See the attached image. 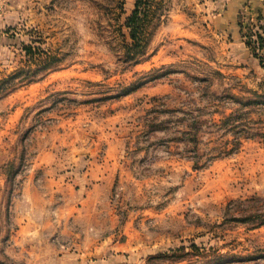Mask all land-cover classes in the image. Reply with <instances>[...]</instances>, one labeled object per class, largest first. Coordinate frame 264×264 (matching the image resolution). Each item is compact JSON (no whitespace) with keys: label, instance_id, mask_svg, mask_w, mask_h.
<instances>
[{"label":"rangeland","instance_id":"obj_1","mask_svg":"<svg viewBox=\"0 0 264 264\" xmlns=\"http://www.w3.org/2000/svg\"><path fill=\"white\" fill-rule=\"evenodd\" d=\"M24 1L0 32V264H264L259 59L204 0H143L135 41L137 0Z\"/></svg>","mask_w":264,"mask_h":264},{"label":"crops","instance_id":"obj_2","mask_svg":"<svg viewBox=\"0 0 264 264\" xmlns=\"http://www.w3.org/2000/svg\"><path fill=\"white\" fill-rule=\"evenodd\" d=\"M203 5L212 31L220 42L232 48L233 56L240 62L252 58L242 36L240 15L247 20L261 15L260 22L264 24V0H204ZM25 9L24 0H0V32L15 25Z\"/></svg>","mask_w":264,"mask_h":264},{"label":"trees","instance_id":"obj_3","mask_svg":"<svg viewBox=\"0 0 264 264\" xmlns=\"http://www.w3.org/2000/svg\"><path fill=\"white\" fill-rule=\"evenodd\" d=\"M142 4H143V0H137L136 9L133 12V15L128 18L129 26L132 27L130 35L134 41L137 40V35L135 32V27H133V24L134 25L137 24L138 9L140 5ZM261 19H262L261 15H259V17H250L248 20H247V17L240 15V26L243 31L242 36L244 37V41L246 43V46L249 48L251 55L259 59L261 67L264 68V24L260 22ZM246 21H248L249 25H245ZM240 117L243 118V116L241 115H235V116L230 115L226 117L225 120L220 123L223 126L227 127L228 125L233 124L234 120H237ZM203 123L204 122H202L201 126L203 125ZM237 127L238 125H232L229 130H236ZM198 130L199 128L197 129V127H195L194 129L195 133L191 134L193 135V137L191 138H193L195 142V146H196L195 148H198L199 150V147H198L199 139H198V133H197ZM200 130H201V127H200Z\"/></svg>","mask_w":264,"mask_h":264},{"label":"built area","instance_id":"obj_4","mask_svg":"<svg viewBox=\"0 0 264 264\" xmlns=\"http://www.w3.org/2000/svg\"><path fill=\"white\" fill-rule=\"evenodd\" d=\"M245 25H249L248 21L245 22ZM254 38H256V37H254Z\"/></svg>","mask_w":264,"mask_h":264}]
</instances>
